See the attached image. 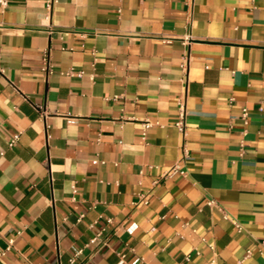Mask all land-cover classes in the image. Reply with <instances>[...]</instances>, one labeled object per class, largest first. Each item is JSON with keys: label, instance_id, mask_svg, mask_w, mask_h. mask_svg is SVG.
<instances>
[{"label": "crops", "instance_id": "0c3cea01", "mask_svg": "<svg viewBox=\"0 0 264 264\" xmlns=\"http://www.w3.org/2000/svg\"><path fill=\"white\" fill-rule=\"evenodd\" d=\"M2 250L264 264V0L0 1Z\"/></svg>", "mask_w": 264, "mask_h": 264}, {"label": "built area", "instance_id": "2783aa9c", "mask_svg": "<svg viewBox=\"0 0 264 264\" xmlns=\"http://www.w3.org/2000/svg\"><path fill=\"white\" fill-rule=\"evenodd\" d=\"M2 4H5L6 3V0H0ZM57 0H46V7L49 9L50 12H52V9H53V6H54V3L56 2ZM49 52H50V48H47L45 50V53H44V56H43V60H44V65H43V70L45 71V73L48 75L51 71H52V68H51V64H50V61H49ZM188 61L187 60H184V62L182 63V66L184 69H186L188 67ZM70 74H74L75 71L74 69H71L69 71ZM77 75H82V71H79L76 73ZM185 114H186V107H185V104L183 102H180V119L178 121V126L183 129L184 128V125H185ZM243 116L245 119H247L248 117V109L247 108H244L243 109ZM151 125H153V123L149 120V119H146L145 121H143V126H144V133H146V129L149 128ZM20 132H17L15 133L12 138L9 140L8 144L9 146H13L15 144V142L19 139L20 137ZM184 150V153L186 154L188 152V149L186 146H184L183 148ZM175 173H180V174H186V170L184 169H180L178 167V165H175L170 171H166L165 172V175H169V174H175ZM144 202H147V199H144ZM210 203H214L213 200L209 201ZM239 226V229L241 228V226L239 224H237ZM136 225H132L130 227V231H132L134 228H135ZM95 238H93V240H95ZM13 242H14V239H10L9 241V244H8V247L6 250L10 249L12 246H13ZM213 247V246H212ZM6 250H2L0 251V256L3 255ZM81 252V249H77L75 250V256H77L79 253ZM248 253H250V251H248Z\"/></svg>", "mask_w": 264, "mask_h": 264}]
</instances>
